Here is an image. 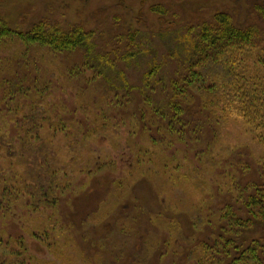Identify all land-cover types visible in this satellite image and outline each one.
<instances>
[{
    "label": "rangeland",
    "instance_id": "rangeland-1",
    "mask_svg": "<svg viewBox=\"0 0 264 264\" xmlns=\"http://www.w3.org/2000/svg\"><path fill=\"white\" fill-rule=\"evenodd\" d=\"M220 12L258 31L239 70L264 85V0H0L3 25L82 27L115 65L99 72L80 50L0 44V264H264V222L220 217L227 206L251 217L242 203L264 175V123L230 108L159 113L179 60ZM32 134L46 197L31 193L36 162L22 145ZM237 230L242 254H226Z\"/></svg>",
    "mask_w": 264,
    "mask_h": 264
},
{
    "label": "trees",
    "instance_id": "trees-1",
    "mask_svg": "<svg viewBox=\"0 0 264 264\" xmlns=\"http://www.w3.org/2000/svg\"><path fill=\"white\" fill-rule=\"evenodd\" d=\"M215 20V25L203 24L201 26L197 39L191 42L193 52L188 59L179 60L175 78L166 85L167 97H165V101L170 110H167V107H162L159 113L166 116L171 111L173 118L183 114L197 117L202 113L212 116L213 111L218 108L221 110L230 108L231 113L236 110L241 114H253L256 120L264 123V85L261 84L254 88L257 84L253 82V79L239 70L241 68L240 56L245 53L251 54L260 40L257 38L258 31L252 27L244 28L235 25L230 15L225 12L217 13ZM3 42H19L27 46L28 51L29 45L60 52L80 50L83 53L84 64L89 65V68L104 72L110 66L115 67L112 61L106 62V57L97 50L92 32L82 27L64 31L59 27L37 23L31 30L23 32L0 22V44ZM0 47L2 46L0 45ZM176 54L173 52L170 57L179 58ZM151 64L156 63L153 61L150 66ZM149 75L150 72L147 71V76L149 77ZM114 77L116 79L123 78L126 82L124 88L129 87L124 71L118 69ZM29 114L32 116L29 119L31 123L29 130L38 134L37 131H40L43 125L38 124L36 108L31 109ZM162 126L169 128L170 124L165 123ZM33 135L27 137V141L22 145V150H28V147L32 149L33 161L36 162V165L33 166L29 164L30 160L27 161L28 172L31 175L30 186L31 188L35 187L31 193L35 194V190H39L43 192L41 197H46L47 193L44 190L47 188L41 182V178L47 180V173L41 167L43 165V159H41L43 149L40 143L42 142H36L37 138ZM54 159L55 157L51 156V162L54 163ZM51 167L54 168L52 165ZM54 175L51 174L52 181L56 179ZM252 187V192L242 203L251 217L247 220L238 217L237 212H232L231 207L227 206L221 212L222 220L233 221L231 224L235 227L246 226L247 228L252 226L251 222L255 218L264 222V175L262 182L252 184ZM207 222L209 221L207 220ZM234 234L223 240L222 246L226 249V254H231V247L236 248V254H242L241 250H237V247L241 248V233L237 230ZM210 256L214 257L212 253ZM243 258V256H239L237 260Z\"/></svg>",
    "mask_w": 264,
    "mask_h": 264
}]
</instances>
